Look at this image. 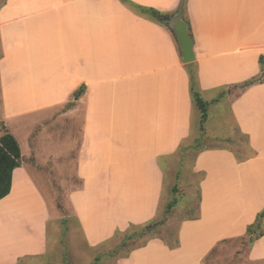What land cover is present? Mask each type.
Segmentation results:
<instances>
[{
  "label": "crops",
  "instance_id": "1",
  "mask_svg": "<svg viewBox=\"0 0 264 264\" xmlns=\"http://www.w3.org/2000/svg\"><path fill=\"white\" fill-rule=\"evenodd\" d=\"M143 7L189 19L195 61L183 62L170 22ZM0 50V136L5 127L22 152L11 192L0 199V264L45 251L50 211L36 173L61 152L65 177L78 162L83 187L74 198L89 244L156 219L165 169L192 134L191 68L201 92L214 93L211 102L229 90L253 154L200 150L192 168L197 212L182 219L172 243L150 238L117 262L203 264L221 241L247 236L264 209V82L239 84L261 71L264 0H187L185 11L181 0H4ZM53 123L81 137L54 150L43 132ZM15 127L26 133V153ZM249 258L264 259V236Z\"/></svg>",
  "mask_w": 264,
  "mask_h": 264
},
{
  "label": "rangeland",
  "instance_id": "2",
  "mask_svg": "<svg viewBox=\"0 0 264 264\" xmlns=\"http://www.w3.org/2000/svg\"><path fill=\"white\" fill-rule=\"evenodd\" d=\"M3 2L4 0H0V6ZM213 95L212 92L202 93L203 98L209 101ZM229 95L227 90L219 101H210L207 119L204 122L201 118V110L194 105L192 134L181 145L176 158L171 162V167L165 169V180L156 219L146 225L132 224L126 230L117 231L113 237L96 245H91L87 241L83 231V210L78 209L74 198L83 187V182L77 173L78 162L73 160L70 163L72 168L69 171L70 178L64 176L66 173L63 170V166L69 162L61 149L64 148V144L70 142V139L73 140V137L75 139L81 137L79 130L75 131L72 127L62 130V126L54 123L49 127L45 125L44 135L51 133L49 137L58 145L53 146L54 150L59 149L61 152L57 160L43 162L48 165L36 173L37 185L50 211L46 223V248L39 254L21 258L15 264H118L120 257L144 245L150 238L157 237L172 243L176 239L182 219L197 212L200 196L196 187L198 175L192 172L196 154L204 148L224 145L231 147L241 157L253 154L248 136L242 135L239 131L230 106ZM53 126L55 129L52 128ZM37 130L35 128L34 132H38ZM14 132L22 144L23 153H26V133L16 127ZM77 196L78 194L76 198L80 203V198L83 196ZM143 229H147V235L134 234L137 230ZM250 237L247 234L221 241L203 260V264H264V259L249 258V248L255 241L254 239L251 242Z\"/></svg>",
  "mask_w": 264,
  "mask_h": 264
},
{
  "label": "trees",
  "instance_id": "3",
  "mask_svg": "<svg viewBox=\"0 0 264 264\" xmlns=\"http://www.w3.org/2000/svg\"><path fill=\"white\" fill-rule=\"evenodd\" d=\"M122 1L128 2L129 0H122ZM186 3L187 0H181L182 11H185ZM142 9L143 11L149 13L157 21L166 23L168 25L170 20L173 18V14L162 13L153 8L143 7ZM186 21L189 24V34L193 38L189 19H186ZM170 30L175 34L174 30L171 27ZM259 61L261 65L260 73L240 83L239 84L240 87L246 88L250 85L264 82V55L260 56ZM189 75H190V89H191L193 102L201 110L202 112L201 118L202 121L204 122L207 119V111L210 105V101L205 100L203 98L198 88V78H197L196 69L191 68L189 70ZM69 105H71V103H69ZM237 158L241 159L243 157L237 154ZM21 162H22V152L18 140L9 130L3 127V133L0 136V199L6 197L11 192L13 171L15 168L21 165ZM263 218H264V209L258 212L254 222L247 226V234L253 236L255 240L264 236ZM146 230L145 229L137 230L134 234L140 236L147 235ZM151 233H153V231ZM215 248H213L212 251H214Z\"/></svg>",
  "mask_w": 264,
  "mask_h": 264
},
{
  "label": "water",
  "instance_id": "4",
  "mask_svg": "<svg viewBox=\"0 0 264 264\" xmlns=\"http://www.w3.org/2000/svg\"><path fill=\"white\" fill-rule=\"evenodd\" d=\"M170 25L178 38L183 53V62L192 63L195 61L196 56L194 51V40L189 34V24L183 19L182 14L179 12L170 20ZM148 230H150V228ZM250 241H254L253 236L250 237Z\"/></svg>",
  "mask_w": 264,
  "mask_h": 264
}]
</instances>
